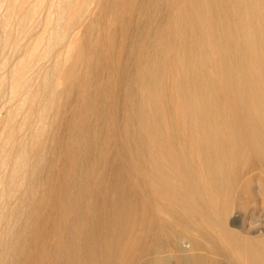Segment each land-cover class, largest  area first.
<instances>
[{"label":"bare ground","instance_id":"obj_1","mask_svg":"<svg viewBox=\"0 0 264 264\" xmlns=\"http://www.w3.org/2000/svg\"><path fill=\"white\" fill-rule=\"evenodd\" d=\"M22 1L0 25V67L26 47L0 76V264H264V214L244 217L264 0Z\"/></svg>","mask_w":264,"mask_h":264},{"label":"rangeland","instance_id":"obj_2","mask_svg":"<svg viewBox=\"0 0 264 264\" xmlns=\"http://www.w3.org/2000/svg\"><path fill=\"white\" fill-rule=\"evenodd\" d=\"M11 1L12 0H0V25L3 22V20L8 17V5L11 3ZM22 2L24 3L25 7H28L29 5H31V4L33 5L36 3L35 0H23ZM40 16H41L40 18H43L45 16L43 11H42V14ZM88 26H89L88 22L86 21V23L81 25L79 28L77 27V30H76L79 32L77 42L79 43L80 47H82L81 50H85V51H88L89 47L92 44L91 40H92V38H94V35L92 34L94 31L92 29H90ZM1 30L2 29L0 28V33H1ZM41 31H42L41 26L37 27V30L34 31L33 35L30 38V41L36 39L40 35ZM24 41L26 42V40H24ZM25 48H26L25 45H21V48L18 49L19 52L18 51L12 52V50L9 47L5 48L4 54L2 55V57L4 59L9 60V64L5 67H0V76H3L8 71V67L12 66V64L16 63L18 61V59L21 58L20 56H22L21 54L25 50ZM84 56H85L84 59L88 58V56H86V55H84ZM61 88H63V85H60L59 90ZM6 93H7V91H6ZM4 100L6 101L5 97L3 98V100L1 99V101H0V112H2V113L7 112L9 109H11L13 107V106H11L10 103H6ZM2 103H4L3 107H2ZM22 116H23V113H20L19 115H17L14 118V121L16 120L15 123H19L22 119ZM33 121L34 120H32V122ZM32 122L27 126L28 128H31L30 126H32V127L34 126V124H32ZM27 127L23 130V133H25V134L30 132L29 131L30 129H28ZM3 131H4V129L2 128V126H0V132H3ZM36 138H37L36 142L41 144L42 141L44 140V135L42 136V134H41L40 136H38ZM38 149H39V151H37ZM38 149H36V150L34 149L33 151L29 152L30 158L34 157L37 152H39V153L41 152L42 154L45 153V150H43V148H42L43 151L41 150V148H38ZM250 198H251V203H249L248 208L244 212L245 213L244 217H249L248 213H250L251 215H255V216H252L253 218L257 217V214H259V213L264 214V202L262 204H260L261 201L259 200L258 195L255 194L254 191L251 193ZM251 208H252L251 212H248ZM242 214L243 213H241L239 215V218L242 217ZM3 234H4L3 230H1V226H0V235H3ZM54 261H55L54 258H51L48 262L51 263ZM172 261H174V263L172 262V264H176L175 258H173ZM217 264H226V263L224 261H220Z\"/></svg>","mask_w":264,"mask_h":264}]
</instances>
